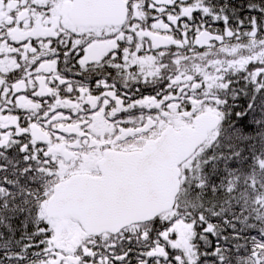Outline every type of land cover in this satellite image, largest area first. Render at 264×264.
I'll return each mask as SVG.
<instances>
[{"label":"snow or ice","instance_id":"snow-or-ice-1","mask_svg":"<svg viewBox=\"0 0 264 264\" xmlns=\"http://www.w3.org/2000/svg\"><path fill=\"white\" fill-rule=\"evenodd\" d=\"M0 264H264V0H0Z\"/></svg>","mask_w":264,"mask_h":264}]
</instances>
